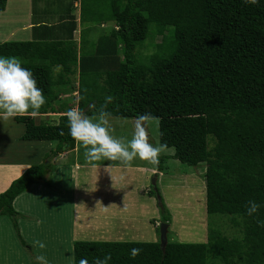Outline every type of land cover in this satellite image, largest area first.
Instances as JSON below:
<instances>
[{"label":"trees","instance_id":"16d2710c","mask_svg":"<svg viewBox=\"0 0 264 264\" xmlns=\"http://www.w3.org/2000/svg\"><path fill=\"white\" fill-rule=\"evenodd\" d=\"M6 2L0 0V13ZM109 22L117 29L92 43L93 29ZM150 25L160 36L172 30L173 49L140 64L134 53ZM80 26L79 49L73 38L75 18L68 15L58 27H38L54 30L55 36L34 34L32 41L3 43L0 56L18 57L32 71L46 97L40 114L57 113L55 88H63L65 94L76 90V107L88 116L98 115L111 95L110 118L135 120L148 114L158 120V142L174 150L170 158L189 167L205 165L208 220L231 217L242 236L229 239L208 223L206 243L167 239L164 250L159 241H79L73 244L74 264L81 259L94 264L106 256H111L108 264H264V0H80ZM77 73L74 86L69 77ZM68 110H61L56 124L37 125L29 115L14 118L24 126L21 141L57 144L43 163L28 168L0 194V218L10 220L31 258L13 202L34 185H48L50 160L74 149ZM167 159L159 157L158 172L163 173ZM148 194L156 198L160 223L170 225L155 184ZM249 201L261 205L253 216L247 215ZM133 248L141 249L135 258Z\"/></svg>","mask_w":264,"mask_h":264},{"label":"crops","instance_id":"0c3cea01","mask_svg":"<svg viewBox=\"0 0 264 264\" xmlns=\"http://www.w3.org/2000/svg\"><path fill=\"white\" fill-rule=\"evenodd\" d=\"M68 15L75 18L73 38L79 49L80 0H7L5 10L0 13V45L32 41L34 34L49 38L55 31L38 30V27H58ZM98 28L102 30L101 35L93 38ZM98 28L90 34L92 43L117 29L112 22ZM69 79L76 86L78 73ZM55 92L59 96V101L53 105L57 113L40 114L34 118L35 123L54 119L52 124H56L63 115V108L76 107V90L65 94V89L55 88ZM23 134L24 126L14 118L0 119V194L28 168L43 163L46 154L56 149L54 142L21 141ZM84 151L75 142L73 150L60 154L55 160L57 164L46 177L48 185L43 182L34 185L13 202L19 214L20 235L31 247L32 258L17 237H11L8 221L0 218V264H38L36 257L40 255L46 257L48 264H74L73 244L79 241H159L160 211L156 198L148 193L151 182L156 180L157 185L164 175L140 160L133 161L131 167L108 160L88 163ZM200 178L196 179L200 181ZM167 204L172 210V204L169 201ZM176 236L180 243L187 242L179 230ZM195 237L200 243L207 241L204 237ZM37 242L45 247L40 248Z\"/></svg>","mask_w":264,"mask_h":264},{"label":"clouds","instance_id":"9594fccd","mask_svg":"<svg viewBox=\"0 0 264 264\" xmlns=\"http://www.w3.org/2000/svg\"><path fill=\"white\" fill-rule=\"evenodd\" d=\"M245 3L257 4L259 0H245ZM59 70L60 66H57ZM113 101L114 97L106 96L96 116L86 115L79 107L69 109L65 113L68 135L85 150L84 157L88 163L108 160L131 167L133 161L140 160L153 166V171H156L159 157L168 150V145L161 143L156 146L150 143L146 122L154 118L148 114L137 115L131 139L116 138L112 135L113 129L109 123L111 113L107 111ZM45 103L43 89L37 86L32 71L23 67L21 59L0 56V119L9 120L23 115L38 117L39 109ZM260 207L255 201H249L247 215L253 216ZM160 224H157L158 228ZM37 243L40 248L45 247L43 243ZM140 252V248L131 249V258L137 257ZM36 260L38 264H48L43 255L37 256ZM109 260L111 256H106L104 259H96L94 264H108ZM79 264H88V261L81 259Z\"/></svg>","mask_w":264,"mask_h":264},{"label":"rangeland","instance_id":"374dc122","mask_svg":"<svg viewBox=\"0 0 264 264\" xmlns=\"http://www.w3.org/2000/svg\"><path fill=\"white\" fill-rule=\"evenodd\" d=\"M101 32L102 30L99 28L96 29V32L92 37L95 38L100 36ZM172 49V30H167L162 36H160L156 34L155 26L150 25L146 40L137 46L134 54L138 63L147 64L149 57L152 54L165 52L168 53ZM59 71L56 69L54 71V75ZM53 120L54 119H46V121L37 120L36 124L49 125L52 124ZM109 123L113 129L112 135H114L116 138H124L125 140L131 139L132 133L134 131L135 120L110 118ZM19 127L22 128V126H17L18 129H20ZM146 128L149 133L150 143L158 146V120L151 119L147 121ZM210 139L212 138L210 137ZM54 144L56 143L54 142ZM211 145L212 142L210 141V146ZM48 154L51 155V153ZM173 154V149H168L167 151L161 153L160 157H168L167 161L163 165L164 171L162 175H164V178H160L157 185L156 180H154V184L158 188L172 219L167 233L168 241H179L176 236L177 230H179L181 236L187 240L185 243H200V241H196L195 236H200L202 238L204 237V241H206L208 223L212 228L218 229L225 237H228L229 239L241 238L242 234L240 232V227L234 224L233 218L228 216L220 217L219 215H214L213 218L208 220L205 210L204 175L202 174V177H199V174L205 171V165L200 164L197 167L183 165L177 160L170 158L173 156ZM55 160H57V158L53 157V160L51 159L50 161L56 165L57 163L54 162ZM196 178H200V181H198ZM152 185L153 184L151 182L150 187H152ZM196 189L199 191L198 194H196ZM168 201L172 204L171 206H173L172 210H170L168 207ZM4 218L8 221L9 226L7 229H9L11 237L15 238L16 235L10 220L7 217ZM236 221H239V219L236 218Z\"/></svg>","mask_w":264,"mask_h":264},{"label":"water","instance_id":"95a60500","mask_svg":"<svg viewBox=\"0 0 264 264\" xmlns=\"http://www.w3.org/2000/svg\"><path fill=\"white\" fill-rule=\"evenodd\" d=\"M152 184H154V181H152ZM168 229H169L168 223H161L159 225V242L162 250H164L165 246L167 245Z\"/></svg>","mask_w":264,"mask_h":264},{"label":"built area","instance_id":"2783aa9c","mask_svg":"<svg viewBox=\"0 0 264 264\" xmlns=\"http://www.w3.org/2000/svg\"><path fill=\"white\" fill-rule=\"evenodd\" d=\"M55 162V161H54ZM52 163V162H51ZM54 165V164H53ZM158 226V225H157Z\"/></svg>","mask_w":264,"mask_h":264}]
</instances>
